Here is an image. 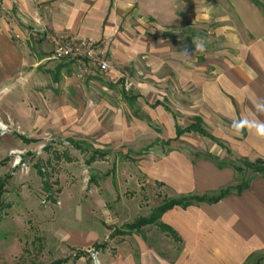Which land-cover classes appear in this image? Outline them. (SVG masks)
<instances>
[{
  "label": "crops",
  "instance_id": "1",
  "mask_svg": "<svg viewBox=\"0 0 264 264\" xmlns=\"http://www.w3.org/2000/svg\"><path fill=\"white\" fill-rule=\"evenodd\" d=\"M62 38L93 42L110 70L80 77L81 65L53 58ZM0 87L20 94L19 116L33 110L42 136L64 138L58 161L73 163L74 149L88 168L87 192L44 203L77 263L93 251L103 264L264 257L261 175L240 194L163 213L175 239L127 229L167 200L237 188L235 168L264 160V139L231 127L264 121V0H0ZM97 217L114 228L91 227Z\"/></svg>",
  "mask_w": 264,
  "mask_h": 264
},
{
  "label": "rangeland",
  "instance_id": "2",
  "mask_svg": "<svg viewBox=\"0 0 264 264\" xmlns=\"http://www.w3.org/2000/svg\"><path fill=\"white\" fill-rule=\"evenodd\" d=\"M20 98V94L9 93L8 87H0V121L10 128V133L0 135V184H6V206L0 211V264H52L61 259L69 260L68 264H79L66 245L60 242L58 235L64 226L47 210L44 202L53 205L62 201L65 194L81 196L87 192L81 187L88 182V168L84 167L82 156L74 149L70 150L71 154L69 152L73 163L56 159L55 151L60 154L65 151L64 138L49 132L42 136L40 129L32 126L33 110L29 109L28 119L22 120L19 115L24 111L19 108ZM37 136L43 138L36 139ZM19 157L28 171L15 166ZM242 176L245 179L252 174L247 172ZM155 200L153 198V202ZM142 206L145 208V204ZM89 224L105 230L114 228L99 217L91 218ZM157 231L156 227L145 229L148 233ZM259 259L263 261L251 264H264V257ZM99 260L103 264L100 255ZM90 264H94L91 258Z\"/></svg>",
  "mask_w": 264,
  "mask_h": 264
},
{
  "label": "built area",
  "instance_id": "3",
  "mask_svg": "<svg viewBox=\"0 0 264 264\" xmlns=\"http://www.w3.org/2000/svg\"><path fill=\"white\" fill-rule=\"evenodd\" d=\"M53 58L57 61L77 63L80 66V77L89 76L93 72L107 73L110 70V64L99 57L96 44L91 41L76 42L69 38L57 40L53 51ZM126 91L132 88L131 82H124ZM10 133L9 125L0 121V135L5 136ZM51 141V138L49 139ZM15 166H22L24 171H28L26 164L21 163V158L16 161ZM46 204V202H44ZM90 258L94 264H101L99 254L95 251L90 253Z\"/></svg>",
  "mask_w": 264,
  "mask_h": 264
},
{
  "label": "trees",
  "instance_id": "4",
  "mask_svg": "<svg viewBox=\"0 0 264 264\" xmlns=\"http://www.w3.org/2000/svg\"><path fill=\"white\" fill-rule=\"evenodd\" d=\"M48 150H50V148ZM57 159H59V158H57ZM235 169L238 173L244 174V176H245V173L251 172L252 175H261L264 178V160H258L256 162L245 161L243 163V168H235ZM39 172H40L41 176H44L42 170H39ZM251 179H252V176H250L248 179L247 178L243 179L241 184L237 188H235V189L228 188V190L222 191L220 193L219 197H217L213 200H211L207 197L184 198L181 200H167L159 209H157L154 212V214L150 218L140 219V220L136 221L134 224L128 226L127 229L129 231H136V230L139 231L146 226L154 225V226H157L161 231L167 232L169 236H171L172 238L175 239L176 237H175L174 232L159 222V219L163 213H165L166 211H168V210H170L176 206L188 207L190 205H193L194 203L218 201V200L222 199L223 197L230 195L233 191H236L237 194H240L241 192H243L245 189H247L249 187ZM5 193H6V184H5V182H3L0 184V211H2L3 208H5L4 206H6L5 202H4ZM0 218H1V215H0ZM260 260L261 259H257L256 261L260 262ZM261 261H263V260H261ZM65 262H66L65 260H61V261L54 262L52 264H64Z\"/></svg>",
  "mask_w": 264,
  "mask_h": 264
},
{
  "label": "clouds",
  "instance_id": "5",
  "mask_svg": "<svg viewBox=\"0 0 264 264\" xmlns=\"http://www.w3.org/2000/svg\"><path fill=\"white\" fill-rule=\"evenodd\" d=\"M197 49L203 50V44L198 43L196 45ZM188 53L186 52L185 55ZM258 112H264V104L257 105ZM234 133L240 135L244 130L253 132L258 138L264 139V121L261 120H249L247 118L234 120L231 125Z\"/></svg>",
  "mask_w": 264,
  "mask_h": 264
}]
</instances>
